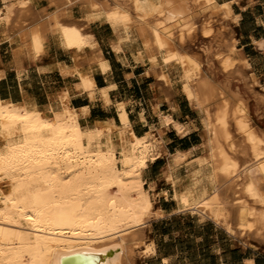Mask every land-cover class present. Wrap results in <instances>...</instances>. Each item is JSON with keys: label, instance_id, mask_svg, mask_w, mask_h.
I'll return each mask as SVG.
<instances>
[{"label": "bare ground", "instance_id": "6f19581e", "mask_svg": "<svg viewBox=\"0 0 264 264\" xmlns=\"http://www.w3.org/2000/svg\"><path fill=\"white\" fill-rule=\"evenodd\" d=\"M29 1L22 0L19 10ZM62 1L47 14L36 13L20 20L15 31L19 37L26 36L28 42L12 52L11 62L17 70L21 72L23 56L34 59L44 55L55 36L64 50L74 52V58L86 46L96 49L93 36L79 33L73 23L65 21L70 9L80 5L85 8L83 16L106 23L116 32L112 43L115 51L130 43L142 60L140 48L146 43L153 52L148 59L152 66L160 64L163 69L177 70L184 82L190 80L189 73L198 74L189 87L194 105L204 116L205 154L196 156L191 165L184 164L190 152L173 155L165 171L173 189L171 198L179 212L199 214L229 234L264 243V211L236 195L243 192L264 203V179L257 184L251 177L253 168L264 170V130L258 135L248 125L246 100L229 87V80L215 83L200 70L201 64L193 55L173 45L175 33L183 41L197 30L187 0H162L166 15L161 10L154 24L140 14L152 13L159 0H112L124 8L123 14L96 0ZM233 1L238 0H190L194 12L198 4L208 8L200 30L204 37L215 39V60L229 76L239 74L238 67L247 66V60L239 55L237 40L226 39L222 27L213 28L212 15L230 19ZM51 4L55 6V0ZM130 7L137 16L130 15ZM11 21L8 14L6 23ZM39 36L47 41H38ZM259 46L264 49L263 41ZM77 69L72 72L91 85V78ZM164 71L157 75L170 83ZM68 99L64 91L41 111L28 97L21 103L0 98V264H59L60 256L74 252L109 254L103 264H134V249L141 244L146 223L152 216L161 215L152 211V196L141 179L142 170L156 157L155 145L147 141L150 135H129L125 112L120 115L117 130L82 126L79 112L68 106ZM167 117L166 123L170 121ZM231 122L241 136V149L252 155L253 162L248 165L240 163V151L229 131ZM174 126L182 132L180 124Z\"/></svg>", "mask_w": 264, "mask_h": 264}, {"label": "crops", "instance_id": "0c3cea01", "mask_svg": "<svg viewBox=\"0 0 264 264\" xmlns=\"http://www.w3.org/2000/svg\"><path fill=\"white\" fill-rule=\"evenodd\" d=\"M43 8H51L48 0H31L28 10L20 13L16 9L14 17L30 18ZM231 10L237 18L224 22V36L237 40L238 53L248 65L238 67L239 74L227 76L220 72L229 79L231 88L244 97L252 88L264 95V49L259 46L260 42L264 43V0L233 1ZM82 18L80 8L75 5L70 9L67 21L75 22L84 32L90 33L97 43L96 49L86 46L74 58L72 50L62 49L51 39L40 58L23 56L21 72L11 60L12 52L21 47L23 41L15 31L14 22L7 25L2 21L0 98L21 103L24 97H28L44 111L52 99L66 91L68 106L79 112L82 126H110L117 130L121 126L119 112L123 109L128 119L129 135L142 138L149 134L155 138L157 155L147 163L141 176L152 196V211L161 216L149 220L155 231L151 235L152 231L148 230V237L144 234V243L137 255L139 264H264V253L246 246L240 238L208 218L204 217L188 228L172 223L173 217L182 214L176 210V202L171 198L173 189L165 178V171L176 153L190 152L184 162L188 165L201 155L198 152L203 142L202 113L183 93L177 70H166L160 64L152 66L146 59L140 60L135 45L130 43L115 51L112 43L117 34L111 26L98 21L83 24ZM215 64L218 67L217 62ZM74 68L86 73L93 86L81 84L80 77L72 72ZM66 69L70 72H64ZM160 71L168 73L170 83L159 78ZM256 107L264 116V104L258 103ZM166 117L170 118L167 123ZM174 123L182 126V132ZM185 169L184 165L180 172L184 174ZM145 247H149L146 253Z\"/></svg>", "mask_w": 264, "mask_h": 264}, {"label": "rangeland", "instance_id": "374dc122", "mask_svg": "<svg viewBox=\"0 0 264 264\" xmlns=\"http://www.w3.org/2000/svg\"><path fill=\"white\" fill-rule=\"evenodd\" d=\"M21 1L22 0H0V25L2 24V21H4V23L7 24L6 23V16L8 14L10 15L12 21L15 20V18H16V16L14 17V15L16 14L15 10L16 9L19 10V8H20L19 6H21L20 5ZM96 1L99 4H101V5H104V6L107 5V6L111 7V8H113L116 11V13H118V14H123L124 13L123 12L124 8H122V6L117 5L112 0H96ZM48 2H49V6L51 8H49L48 10L43 8L41 10L36 11L35 14L36 13L38 15L47 14V13L51 12L52 10H54L55 8H57L59 5L63 4L62 0H55V2H56L55 6H53L51 4L52 0H48ZM29 3L31 4V0L29 1ZM57 3L58 4L60 3V4L58 5ZM161 3H162V0H159L157 8L155 10H153L152 13H150V14L141 13L140 16L145 21H149L151 24L156 23L158 21V19H160L159 12L161 10L163 11V15L164 14L166 15V12L161 7ZM186 3L188 5L187 7L190 8V12H191L190 19H191V22L196 25L197 30L195 31V34L191 38L186 37L183 41H180L179 37H178V34L175 33L174 39H173V45L175 46V48L178 51L193 55V57L195 59H197L200 62V64H201L200 70L203 73H206L207 75H209L210 78L215 83L221 84L224 81L229 80V79H227V77H226L227 74L224 75V76L222 75L223 72L221 70H219L220 68L218 69L219 65H218V67L215 66L216 65L215 62H217L215 60V57H214V51H215L214 49L215 48H213L215 46V39H213L212 36L211 37H204L202 35V33H201V30H200L202 23L207 19V16L209 14L208 13V8L205 7L203 4H198V6H197L198 9L196 8V11L194 12L191 9L192 6H191V3H190V0H187ZM30 4H28V6L25 7L24 9H20L19 12L22 13V12L28 10ZM201 5H202V7H201ZM77 6H78V8H80V12L83 14L84 11H85V8L81 7L80 5H77ZM204 8L207 9V10H205ZM128 12L133 17L137 16V14L134 12V10L131 7L128 8ZM68 16L69 15H66V19L64 18L65 21L67 20ZM232 16L233 17L230 18L231 20H235V17L237 18V16H235V15H232ZM220 17L223 18L222 16L217 15V14L212 15V20H213L212 25H213L214 29H219L220 27H222L221 30L223 31V34L225 35L224 31L226 29V24L224 22L227 21V20H230V19H226V18L221 19ZM4 18H5V20H4ZM83 18H85V19H83ZM83 18H82L83 24H88L91 21H98L99 22V20H97V19L93 20V18H91L92 19L91 20L90 18H87L85 16H83ZM22 19L25 20L26 17L18 16L16 18L17 21L19 20V22L16 21V26H15L16 28L19 25V23H21L20 20H22ZM12 21H11V23H13ZM216 21L219 22L218 23L219 26H216V23H217ZM11 23L9 22V24H11ZM101 23H103V22H101ZM69 24L70 25L72 24L73 25L72 27L76 28L79 33L85 34V35L87 34V35L92 36L88 32L83 33V30L81 29V26L77 25L75 22H69ZM69 24L67 22V25H69ZM76 25H77V27H76ZM64 35H67V33L65 34V32H64ZM224 37L227 39L226 36H224ZM20 38L22 39L23 44H26L28 42V39H26L27 38L26 36H22L21 35ZM37 40L38 41L41 40V41H44V42L47 41L46 38H44L43 36H41V37L39 36L37 38ZM53 41L56 44H58L59 46H61V44L58 41V37L57 36H55L53 38ZM145 44L146 43H144L143 46L140 48V50H141L140 54H141V56L144 57V59H146L148 61V59L153 56V52L149 49V46L145 45ZM213 44H214V46H213ZM92 49L94 50V48H92ZM144 49H145V51H144ZM146 51H148V52H146ZM147 55H149V56H147ZM246 65H248V63ZM191 74L189 73L188 74V78H187V79H190V80H186L185 82L179 76H178V79H179V81L181 83V88H182V91L185 94L186 98L191 102L192 105H194L195 101L193 99V94L190 91L191 88L189 86L192 83L194 84L197 81L199 75L196 74V73H192V72H191ZM227 76H229V75H227ZM86 81L87 80H85V79H81V84H89L88 81L87 82ZM229 87L231 88L230 81H229ZM232 90H234V89H232ZM246 94L248 95L246 97H244L242 94L241 95L246 100V105H247V110L246 111H247L248 125L251 128H253V130H255L258 135H260L262 133V130H264V116L262 115V113H259L258 107H256V106L258 105V103L264 104V95L263 94H258V91L254 90L253 88H252L251 91L247 92ZM194 106L197 108L196 105H194ZM119 108L121 109L120 105H119ZM123 112H125V111L122 109L121 112L119 113V117H120L121 113H123ZM212 112H214V109H212ZM203 120H204V116L202 114V117H201V123H202V132L201 133H202V137H203V122H202ZM229 126H230L229 127V131H230L232 139H233V141H234V143L236 145V149L240 151V153H239V156L241 157L240 163L241 164H247V165L252 163L253 160H252V155L250 154V151H243L241 149L240 145H241L242 141H241V136H240L239 132L237 131V128L234 126V124L232 122L230 123ZM148 138H150L149 142L151 141V144L153 146L155 145L154 146V149H155L156 140L151 135L147 137V141H148ZM203 142H204V138H203ZM203 142H202V145H203ZM239 143H240V145H239ZM198 153L201 154V155H198V156H203L205 154L203 146L200 148ZM154 154L157 155L155 150H154ZM251 177L253 178V180L257 184H259V181L264 179V170L261 171V170L257 169V167L253 168V170L251 172ZM141 179L143 180L142 176H141ZM143 182H144V180H143ZM144 188L147 191H149V189H147L145 186H144ZM236 195L241 197L242 199H245L247 201V203L250 206L254 207L255 209L264 211V203L263 202L254 201L251 197L246 196L243 192H239ZM152 202H153V200H152ZM180 214H182L181 218L179 219L181 227H185L186 222L188 220H192L194 223H196V222H200L201 220L205 219L199 214H192V213H189V212H180ZM152 217H154V216H152ZM149 220L146 223L147 227H145V228H147V231H145V229H144L143 237L141 239V244L137 248L134 249V253H133V262H134V264H139V262H137L138 261L137 260V255L139 253V247L144 243V240H143L144 239V234L146 235V237H148V230L152 231L151 235L154 234L155 228L153 227V223L151 225V222H149ZM234 236L238 237L237 235H234ZM240 239H241V241L244 242V244L246 246H250L252 248H256L260 252L264 253V243H262V242L260 243V241H258L257 239L251 238V237L250 238L247 237V239L246 238H240ZM148 248L149 247H145L144 253L147 252L146 249L149 250Z\"/></svg>", "mask_w": 264, "mask_h": 264}, {"label": "water", "instance_id": "95a60500", "mask_svg": "<svg viewBox=\"0 0 264 264\" xmlns=\"http://www.w3.org/2000/svg\"><path fill=\"white\" fill-rule=\"evenodd\" d=\"M109 254L100 252H74L59 257V264H103Z\"/></svg>", "mask_w": 264, "mask_h": 264}, {"label": "trees", "instance_id": "16d2710c", "mask_svg": "<svg viewBox=\"0 0 264 264\" xmlns=\"http://www.w3.org/2000/svg\"><path fill=\"white\" fill-rule=\"evenodd\" d=\"M181 218V215H179V216H175V217H173L172 218V223H174V224H176V226H181V224H180V222H179V219ZM195 223L192 221V220H188L187 222H186V225H185V227H192L193 225H194ZM207 228H208V226H207ZM209 229V228H208Z\"/></svg>", "mask_w": 264, "mask_h": 264}]
</instances>
